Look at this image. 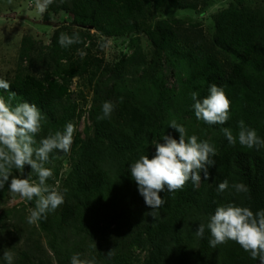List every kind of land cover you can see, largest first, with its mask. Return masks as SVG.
<instances>
[{
  "label": "rangeland",
  "instance_id": "374dc122",
  "mask_svg": "<svg viewBox=\"0 0 264 264\" xmlns=\"http://www.w3.org/2000/svg\"><path fill=\"white\" fill-rule=\"evenodd\" d=\"M177 1L188 8L177 9L171 4L158 8L147 4L141 22L148 29H155L158 23L167 24L198 57L213 59L227 78L236 79L234 65L240 60L218 46L216 19L234 5L250 7L264 15V0ZM49 7L48 0H0V81L15 82L18 76L43 80L50 73L69 90L64 106L75 107L74 113L66 117L65 126L56 130L42 113L27 107L22 99L0 94V264H114L119 252L130 254L132 264H140L147 252L131 247L132 237L143 230L149 220L165 218L160 215L162 207L153 192L140 197L135 209L138 224L133 232L125 230L119 236L112 234L101 240L94 235L95 227L87 233L80 221L66 224L60 217L59 211L65 203V182L80 157V139L88 137L92 126L90 111L95 88L113 89V102L105 105L107 115L125 100H133L151 112L157 121L156 128L163 125L159 131L167 144L208 145L217 154L229 149L231 143L264 154V99L257 111L259 130L253 125L247 128L243 115L236 112L234 116L231 110L234 95H230L227 120L218 121L212 108L201 103L202 88L197 86L199 69L193 67L197 60L184 58L172 50L159 53L142 32L114 38L103 36L92 26L86 31L73 22L70 14L57 8L50 11ZM82 36L85 39L82 40ZM65 41L72 46L81 41L84 47L77 51L72 47L65 58ZM87 56L103 62L96 65L97 68H88L87 73L78 71L73 79L61 72L71 64L84 66L82 61ZM112 70L116 71L114 77ZM261 77L264 81L259 73L255 78ZM200 86L204 88L203 83ZM3 113L6 117H2ZM152 129L142 139L144 150H154L159 143L156 129ZM138 161L135 164L130 161L129 169L137 167ZM154 165L157 168L153 175L156 173L160 181L176 177L179 170L175 160ZM103 167L108 185L101 199L108 205L89 209V217H99L96 224L102 225L107 210L123 208L135 187L132 174H126L125 169L122 172L117 163L108 162ZM133 174L137 177V172ZM108 189L113 192L112 204ZM34 199L36 207L32 205ZM223 206L222 211H225L226 206ZM39 216L46 222L44 226ZM223 220L225 217L220 212L219 223ZM88 226H92L91 222ZM190 227L188 225L184 232L192 251L197 248L198 239ZM186 264L196 263L187 259Z\"/></svg>",
  "mask_w": 264,
  "mask_h": 264
},
{
  "label": "trees",
  "instance_id": "16d2710c",
  "mask_svg": "<svg viewBox=\"0 0 264 264\" xmlns=\"http://www.w3.org/2000/svg\"><path fill=\"white\" fill-rule=\"evenodd\" d=\"M48 2L50 11L55 8L65 11L77 26L85 27L86 31L92 26L100 30L103 36L114 38L142 32L151 39L159 53L172 50L184 58L197 60L193 67L199 69L197 86L202 88L201 103L209 105L214 117L224 122L230 111V95H234L231 102L234 116L236 112L243 115L247 128L253 125L256 130L261 129L256 119L264 99V81L262 77H255L257 73L264 77L262 12L234 5L216 19L215 40L218 46L240 60L234 65V79L227 78L213 59L198 57L193 53L191 46L182 42L167 24L158 23L155 29H148L141 22L147 4H155L158 8L166 4L177 9L188 8L177 0ZM72 47L77 51L84 44L80 41L72 46L65 41V58ZM84 58L86 60L82 62L85 67L71 64L61 72L73 79L78 71L87 73L88 68L103 62L97 57ZM91 61L96 63L92 64ZM111 73L114 77L116 71L112 70ZM111 81L109 84H112ZM201 83L204 88L200 86ZM95 93L90 111V133L85 140L80 139L79 160L65 182V203L59 211L62 222L68 224L78 220L87 233L95 227L94 235L101 240L112 234L119 236L125 230L133 232L138 224L135 209L139 199L153 192L162 207L160 215L165 218L149 220L146 227L132 237L131 247L137 246L147 252L146 259L140 264H186L187 259H193L196 264H264L263 152L254 153L236 143H231L229 149L221 154L212 152L208 145L172 146L164 142L159 131L163 125L160 124L158 128L154 126L157 121L148 109L139 107L133 100H125L122 106L114 107L113 113L107 115L105 105L109 101L113 102V89L106 91L97 86ZM0 94L7 98L22 99L27 107L42 113L45 119L56 126V130L63 128L66 117L75 111L74 106H64L68 88L64 84L60 85L50 73L43 80L33 76H18L15 82L0 81ZM113 114L115 117H112ZM2 117H6L5 113ZM150 128L156 129L159 143L154 150L145 151L142 139ZM238 133L235 131L234 134ZM136 160L140 162L137 167L135 165L129 169V162L135 164ZM174 160L179 169L176 177L160 181L156 173V176L153 175L157 168L154 164L164 165ZM108 162H115L122 172L125 169L126 174H132V185L135 187L130 201L123 208L117 210L111 207L113 211L107 210L103 219L105 224L102 225L96 224L99 217H89V209L108 205L101 199L108 185L103 164ZM135 172L137 177L133 174ZM111 194L112 190L108 189V199L112 204L114 198H111ZM36 202V199L32 201L34 207L37 206ZM223 205L226 206L225 211H222ZM97 212L101 213L99 209ZM220 212L225 220L219 223ZM38 218L44 226L46 222L43 217ZM90 222L92 226H88ZM188 225L198 239V246L192 251L184 232ZM132 262V256L126 252H119L113 260L114 264Z\"/></svg>",
  "mask_w": 264,
  "mask_h": 264
}]
</instances>
